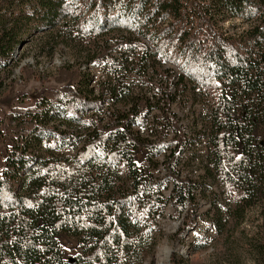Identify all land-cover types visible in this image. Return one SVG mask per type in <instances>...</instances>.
Wrapping results in <instances>:
<instances>
[{
  "label": "trees",
  "instance_id": "trees-1",
  "mask_svg": "<svg viewBox=\"0 0 264 264\" xmlns=\"http://www.w3.org/2000/svg\"><path fill=\"white\" fill-rule=\"evenodd\" d=\"M233 21L243 29L225 27ZM55 33L64 44L85 43L91 51L87 62L115 74L117 51L134 53L133 67L144 66L160 79L159 101L167 111L188 91L204 101L213 173L233 198L232 220L239 222V213L251 206L247 198L264 192V145L253 144L246 129L260 109L245 103L264 96V0H0V96L6 93L1 101L9 103L0 120V264H126L146 241L141 223L152 214L163 216L168 207L184 225L176 241L193 228L198 181L176 174L180 144H162L169 150L162 164L166 176H147L145 189L131 159L133 149L152 153L154 144L138 140L127 113H107V122L99 117L100 97L78 63L59 69L54 86L42 88L31 107H14L20 97L11 79L15 50L38 35L54 39ZM24 73L27 81L35 79ZM239 95L244 103L238 112ZM55 119L66 128L57 129ZM170 124L177 130L173 117ZM231 136L238 139L239 155ZM49 142L42 154L40 146ZM62 143L72 158L52 154ZM93 170L103 175L100 182ZM119 172L127 175V188L123 180L116 182ZM60 233L82 238L79 256L64 259ZM245 243L250 264H264V243ZM170 264L183 261L173 254Z\"/></svg>",
  "mask_w": 264,
  "mask_h": 264
},
{
  "label": "rangeland",
  "instance_id": "rangeland-1",
  "mask_svg": "<svg viewBox=\"0 0 264 264\" xmlns=\"http://www.w3.org/2000/svg\"><path fill=\"white\" fill-rule=\"evenodd\" d=\"M233 25L238 30H242L244 26L241 21H233L232 25L230 23L225 27L232 29ZM54 36L57 37L52 39L49 35H38L29 39L14 58L11 79L20 91L19 99L12 102L14 107L17 109L31 107L36 100V94L42 88L54 86L53 80L59 69L78 63L80 71L92 77L93 94L100 97L99 117L107 122V116L105 118L107 113H116L117 116L127 113L128 119H131L130 129L136 134L138 140L154 144L152 153L142 148L133 149L131 162L137 170L138 182L142 186L145 185V189L148 187L147 176L154 181L166 176L162 164L169 155V150L162 144L170 141L180 144L183 150L176 174L179 177H190L198 181L196 211L191 219L193 228L182 242L176 241L175 235L183 230V222L172 219L173 211L168 207L163 216L158 218L156 214H152L149 219L141 223L143 239L146 241L141 248H137L134 253L131 252L126 257V264H157L159 250L165 246L171 249L167 264H170L173 254L180 256L183 264H250L252 255L245 240L264 243V192H258L257 197H248L247 200L251 206L244 207V212L239 213L237 216L239 222L235 223L232 220L233 198L214 175L210 161L204 101L193 96L192 91H188L179 95L167 111L159 101L160 79L144 66L134 68L132 65L136 57L134 53L117 51L119 65L115 74L103 64L94 66L87 62L91 51L85 43H78V40L73 43L68 39L70 43L64 44L63 38H59L58 34ZM260 54L264 55V50ZM170 67L163 66L162 69H171ZM24 70L33 74L35 79L27 81ZM174 71L178 74L176 70ZM5 94L0 96V120L2 119L1 109L6 111L9 104L1 101L6 98H3ZM257 99L253 96L245 102L256 104V107L260 109L257 120L248 124L246 129L248 136L252 135L253 144L255 141H261L264 145V96L259 101H256ZM243 103L239 95L235 105L238 112ZM93 114L92 111L87 112L86 117L89 118ZM171 117L177 124V130H174L170 124ZM54 124L59 130L66 128L62 120L55 119ZM77 129L72 127L70 131ZM8 138L9 136H6V146L10 145ZM230 139L233 140V152L239 155L238 139L236 136H231ZM78 145L79 143L76 146ZM50 146H52L51 142L48 145L42 144L39 150L43 154ZM260 153L264 155V146ZM52 154L62 155L68 159L74 156L73 151L63 143L58 144ZM4 156L5 146L1 145L0 166ZM93 171L95 180L100 182L103 175L99 176L101 172ZM126 177V174L119 172L116 182L120 183L123 180L127 188ZM170 188L169 185L162 191L165 199L169 196ZM117 194H120L118 189ZM258 199L261 203L256 205ZM254 205L259 207L256 208ZM262 207L263 210L260 211ZM57 242L64 259L79 256L83 251L82 238L60 233L57 236Z\"/></svg>",
  "mask_w": 264,
  "mask_h": 264
},
{
  "label": "bare ground",
  "instance_id": "bare-ground-1",
  "mask_svg": "<svg viewBox=\"0 0 264 264\" xmlns=\"http://www.w3.org/2000/svg\"><path fill=\"white\" fill-rule=\"evenodd\" d=\"M170 251L171 249L167 246L161 248L157 256V264H167V258Z\"/></svg>",
  "mask_w": 264,
  "mask_h": 264
},
{
  "label": "water",
  "instance_id": "water-1",
  "mask_svg": "<svg viewBox=\"0 0 264 264\" xmlns=\"http://www.w3.org/2000/svg\"><path fill=\"white\" fill-rule=\"evenodd\" d=\"M24 44H21L17 47L16 51L14 52L13 54V58H15L21 51L22 47H23Z\"/></svg>",
  "mask_w": 264,
  "mask_h": 264
}]
</instances>
